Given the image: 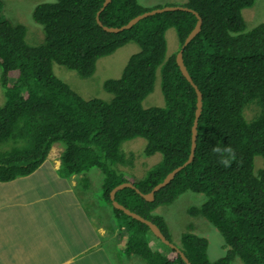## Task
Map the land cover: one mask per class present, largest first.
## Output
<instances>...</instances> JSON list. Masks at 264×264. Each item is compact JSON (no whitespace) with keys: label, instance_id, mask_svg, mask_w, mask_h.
Instances as JSON below:
<instances>
[{"label":"trees","instance_id":"16d2710c","mask_svg":"<svg viewBox=\"0 0 264 264\" xmlns=\"http://www.w3.org/2000/svg\"><path fill=\"white\" fill-rule=\"evenodd\" d=\"M102 2L36 4L32 19L43 32L38 44L26 42L23 24L0 14L4 100L0 104V181L32 173L50 147L60 142V174L83 175L92 168L101 171V197L115 221V241L120 239L127 252L131 249L148 264H185L146 224L114 208L109 191L129 181L147 193L187 159L196 93L181 74L175 54L197 18L184 10L164 11L140 19L129 29L108 32L95 18ZM253 2L184 0L146 7L138 0H111L98 15L103 25L118 27L143 11L182 5L201 18L199 32L182 50L183 63L202 101L192 161L158 189L151 201L130 187L114 195L119 204L155 223L172 242L164 219L154 208L171 203L185 190L203 193L206 198L201 205L188 211L216 227L225 252L218 259H209L207 239L187 227L174 244L190 264H232L235 257L243 264H264V21L246 30L241 14ZM169 27L174 28L178 44L166 56L165 31ZM130 41L137 43L138 51L128 57L119 77L103 82L111 94L109 101L81 97L52 72L55 62L88 77L97 58ZM157 69L164 104L143 107ZM133 137L145 139L146 155L158 152L162 156L141 179L115 168L126 164L120 143ZM217 144L235 149L236 161L231 167L220 165L211 152ZM256 155L263 161L254 162ZM150 236L165 250L152 248Z\"/></svg>","mask_w":264,"mask_h":264},{"label":"rangeland","instance_id":"374dc122","mask_svg":"<svg viewBox=\"0 0 264 264\" xmlns=\"http://www.w3.org/2000/svg\"><path fill=\"white\" fill-rule=\"evenodd\" d=\"M1 1L2 5L0 7V14L9 18L13 22L21 23L25 26L26 42L29 44L41 43L43 39L42 28L32 19V10L38 3L49 2L53 0ZM183 1L184 0H138L141 5L146 7L163 4H181ZM241 14L246 25V30H249L256 24L264 21V0H254L251 6L245 7L241 10ZM165 40V55L167 56L177 48L178 44L176 33L173 27L166 29ZM138 49L139 46L137 43L130 41L118 47L112 53L97 58L95 61L94 71L88 77H80L74 70H70L55 62L51 63V69L57 78L65 82L81 97H96L105 101H109L111 99V94L103 88V82L109 78L119 77L128 57L131 54L137 52ZM3 101V90L0 86V104L3 103ZM163 104L164 100L160 89V72L159 69H157L153 89L142 100V106H162ZM145 142L146 141L143 137H133L123 140L120 143L119 149L125 155L126 164L117 165L115 168L127 175L131 174L132 177L136 179L143 178L146 173L162 159L161 154L158 152L146 155L144 153ZM54 144L63 148V144L60 142ZM254 159V162H256L257 159L262 160V158L258 155H256ZM257 166H260L259 161L257 162ZM48 169H52V166L45 162L39 165L24 179L19 178L14 179L13 181L0 183V217H5L7 220V215L13 214L15 211L17 212L19 206L28 208L27 206L30 202V196L28 192L29 188L26 187L25 184H28L31 181H36L38 184L44 186V184H48V180H54L55 186L49 187L54 188L55 190V194L50 201V206H48L51 212L50 219L58 221L63 218L64 221H68L69 229L74 227L78 233L85 232L84 227H78L74 217V214H76L77 202L72 199L75 196L76 198L79 196L82 205L84 208H87L86 211L94 212L93 215L96 219V223L100 222L101 225L103 224L108 228L113 227L115 221L112 215L103 214L104 208L100 206L104 202L102 201L101 197L102 173L98 168H92L88 170L90 173L89 182H78L77 186L74 185V187H72L73 193H70L66 188H64L63 184L60 183L62 182L61 180L69 179L68 177H62V174H60L62 176L57 175V179L56 177H47ZM37 190L40 191L41 189L37 187ZM205 198L206 196L203 193L185 190L178 194L171 203L158 205L153 211L164 219L168 228L170 239L173 243L178 244L181 233L184 232L187 227H191L192 232L207 239L208 257L211 260H215L221 257L225 252V244L221 234L216 229V227L202 215H193L188 211L189 208L193 206H200ZM88 199L89 201L93 202L91 203L90 207ZM14 218L15 216L13 215L10 217V224L12 226H19V220L16 223L15 220H13ZM109 236L112 237L111 235ZM101 239L103 245L108 244L111 250L103 249L100 252L88 251L85 255L81 254L84 256V259L89 260V264H96V262L97 264H111L109 261L111 258L116 260L114 264H148L140 256L131 252V249H128L130 252H127L124 249L126 244L120 241V239L116 238L118 242L115 241V244L114 242L105 241L103 237H101ZM3 240L4 239L1 236L0 245L3 243ZM80 240H85V236L83 234L80 235ZM148 243L154 249H159L161 251L165 250L163 246H160L159 242L152 236H150ZM115 245H118L119 249L116 248ZM107 251H109L111 255ZM79 257L80 255H77L74 259L76 260ZM99 258L102 261L98 260ZM232 264H243V262L239 257H235L232 261Z\"/></svg>","mask_w":264,"mask_h":264},{"label":"crops","instance_id":"0c3cea01","mask_svg":"<svg viewBox=\"0 0 264 264\" xmlns=\"http://www.w3.org/2000/svg\"><path fill=\"white\" fill-rule=\"evenodd\" d=\"M62 149V147L55 144L50 147L43 161V163L47 162L48 165L52 166V169L47 170V177L51 176L57 179V175H60L59 156ZM89 174L87 171L83 175H60L69 178L61 180L62 182L60 183L70 193H73L72 187L74 185L77 186L78 182L83 181V178L87 183L89 182ZM26 176L15 179H24ZM4 182L6 181H0V183ZM25 185L29 188L30 202L28 203V208L19 206L17 212L7 215V220L5 217H0V237L2 236L4 239L0 245V264H89V260L84 259L81 254L85 255L88 251L111 250L108 244L103 245L101 237L105 241L114 242L115 244L116 230L113 227H105L100 222L96 223L94 212L86 211L87 208H84L79 196L77 198L75 196L72 200L77 202L74 217L78 227H84L85 232L82 233H78L74 227L69 229L68 221H64L63 218L58 221L50 219L51 212L48 206H50L55 190L49 187L55 186L54 180H48V184H44V186L36 181H31ZM37 187L41 190L38 191ZM88 202L90 207L93 202L89 201V199ZM100 206L104 208L103 214L112 215L105 203ZM12 215L15 216L13 220L16 223L19 220V226L10 224ZM81 234L85 236L84 241L80 240ZM115 247L119 249L118 245H115ZM107 252L111 255L109 251ZM77 255H80V257L75 260L74 258ZM98 260L101 259L99 258ZM109 261L111 264L116 262L114 258Z\"/></svg>","mask_w":264,"mask_h":264},{"label":"water","instance_id":"95a60500","mask_svg":"<svg viewBox=\"0 0 264 264\" xmlns=\"http://www.w3.org/2000/svg\"><path fill=\"white\" fill-rule=\"evenodd\" d=\"M111 0H103L99 10L96 13V22L99 26L102 27L103 30L108 31V32H120L122 30L125 29H129L130 27H132L136 22H138L140 19H143L145 17H148L150 15H153L155 13H161L164 11H174V10H184V11H188V12H192L194 13V15L196 16L197 20L195 22V25L193 26V28L188 32V34L186 35V37L184 38L181 47L179 48V50L176 52L175 54V61L176 64L181 72V74L184 76V78L193 86L195 93H196V108H195V113H194V119H193V123L191 126V136H190V149H189V154L187 159L180 164L179 166L173 168L170 172H168L164 178L162 179V181H160L159 183H157L155 186L152 187V189L147 192V193H142L138 190V188H136L132 183H130L129 181H124L121 182L119 184H117L116 186H114L110 191H109V199L111 201V204L114 208L119 209L121 211H123V213H125L126 215L146 224L149 228V230L152 232V234L158 238V240L160 242H162L163 244L169 246L170 248H173L181 257V259L183 260V262L185 264H190V262L188 261V259L186 258V256L184 255V253L170 240H168L166 238V236L162 233V231L160 230V228L153 223L152 221L142 217L141 215L130 211L128 208L124 207L123 205L119 204L116 200H115V192L121 188L124 187H130L133 188L135 190V192H137L140 196H142L145 200L147 201H151L154 198V193L160 189L161 187H163L164 185H166L173 177L174 175L181 170L184 166H186L188 163H190L192 161V158L194 156V149H195V145H196V126H197V119L198 116L200 114V110H201V92L199 91V89L197 88V86L193 83L187 69L186 66L183 63V59H182V50L183 47L199 32L200 27H201V18L199 16V14L195 11L192 10L191 8H188L186 6H182V5H165L162 6L160 8H153L150 10H146L143 11L142 13L130 18L126 23L118 26V27H113V26H105L103 25L100 20H99V12L110 2Z\"/></svg>","mask_w":264,"mask_h":264},{"label":"clouds","instance_id":"9594fccd","mask_svg":"<svg viewBox=\"0 0 264 264\" xmlns=\"http://www.w3.org/2000/svg\"><path fill=\"white\" fill-rule=\"evenodd\" d=\"M211 152L218 158V163L223 167H231L232 163L236 161L235 149L230 145H214Z\"/></svg>","mask_w":264,"mask_h":264}]
</instances>
